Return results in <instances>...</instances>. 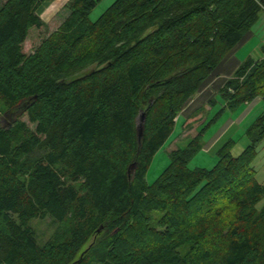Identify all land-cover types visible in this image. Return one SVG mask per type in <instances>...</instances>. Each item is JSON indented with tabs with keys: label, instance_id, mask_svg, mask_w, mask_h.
I'll return each instance as SVG.
<instances>
[{
	"label": "trees",
	"instance_id": "obj_1",
	"mask_svg": "<svg viewBox=\"0 0 264 264\" xmlns=\"http://www.w3.org/2000/svg\"><path fill=\"white\" fill-rule=\"evenodd\" d=\"M47 1L0 7V264H264V112L240 154L231 139L212 169L189 167L223 111L264 100V40L221 89L226 108L147 182L184 105L255 34L264 0H116L95 22L99 0H70L26 55Z\"/></svg>",
	"mask_w": 264,
	"mask_h": 264
},
{
	"label": "rangeland",
	"instance_id": "obj_2",
	"mask_svg": "<svg viewBox=\"0 0 264 264\" xmlns=\"http://www.w3.org/2000/svg\"><path fill=\"white\" fill-rule=\"evenodd\" d=\"M70 0H48L45 2L41 8L39 9V14L43 20V26L41 28H33L29 32V36L23 45V51L26 55H30L33 53L36 48L54 31L58 29L61 23L70 15V11L66 8V4ZM116 0H99V3L95 10L91 14V20L93 22L97 21L101 15L115 2ZM6 2V0H0V7ZM264 40V16L262 17L260 24L256 28V32L252 37V40L247 44L241 51L238 53L237 56L240 60H245L248 56H252V58H259L262 56L261 47H259L256 51L255 48L260 46L261 42ZM252 50V51H251ZM228 60V58H226ZM226 62V61H225ZM224 62V63H225ZM231 63V61H228ZM236 71V70H235ZM235 73V72H234ZM232 76L229 78L231 79ZM222 97L219 95L215 98L213 105H210L209 108H204L200 114L204 121H210L213 115L217 112V110L222 106ZM211 108V109H210ZM241 111L231 112V111H224L219 119L211 126L209 130L206 132V136L204 137V143L207 142L217 131H219L225 123L230 119L236 121L239 117ZM260 112H257L256 115H259ZM251 116L245 118V120L241 121L240 124L233 125V127L229 128V132L222 135L219 139H217V143L211 148L208 152L206 150L200 151L196 157L190 163V169L196 168H206L212 169L217 161L218 158L216 153L218 150L229 140L233 139L236 142V146L233 150L234 155L240 154L247 146L248 141L244 137L245 130L253 123V121L258 118L259 116ZM23 120L28 123L29 127L34 129V126L30 124L28 118L25 116ZM181 120L183 121L182 117ZM180 120V121H181ZM207 123V122H206ZM2 124H6L3 120ZM181 124L179 123L173 134L170 136L166 144L162 147V149L156 154L150 170L147 175V182L152 184L158 176L162 173V171L169 165V153L172 150H175L178 147H184L190 139L195 137L194 126L200 125V127L204 123L198 122V124H194L193 126L189 125L183 132H181ZM198 131V130H197ZM198 133V132H197ZM191 136L187 140L184 137ZM179 141L180 144H175V141ZM254 167L257 171V178L258 180L264 185V141L260 143L258 146V155L257 159L254 162ZM264 207V198L258 204L257 209L260 210ZM52 225L51 219H46L39 223L40 232L46 234V231H52L49 229ZM40 233V235H41ZM48 235V233H47ZM46 236V235H45ZM42 237V236H41Z\"/></svg>",
	"mask_w": 264,
	"mask_h": 264
},
{
	"label": "crops",
	"instance_id": "obj_3",
	"mask_svg": "<svg viewBox=\"0 0 264 264\" xmlns=\"http://www.w3.org/2000/svg\"><path fill=\"white\" fill-rule=\"evenodd\" d=\"M251 40H252V35L249 34L248 40H246V42L241 47L234 49L230 53V55L228 56V60H225L226 62L220 67L218 72L210 76L209 79L200 87L196 96L190 99L184 105L180 115L176 119L178 122L177 125L179 123H182L181 132H183L184 129H186L189 125L193 126L194 124H198V122L204 123L201 127L199 125L198 129L196 128L197 125L194 126L195 134H197V132H199L206 124H208L213 118H215L221 112V110L226 108V102L222 100L223 101L222 106L217 110V112L213 115L212 119L209 122L207 120L204 121V119L202 118L200 114L201 111H199V110H203L206 107L209 108L211 102H213L217 96L219 98L221 89L225 86L226 82L234 74L237 67L243 61L237 57L239 55L238 53H240V51L247 44H249ZM259 47L260 46L256 47L255 51ZM228 61H231V63ZM225 111H228V110H225ZM239 111H241V113L239 114L240 117L236 121H233V122L232 120L229 119L219 131H217L207 142H205L203 150H206L209 152L211 148L217 143L218 141L217 139H219L222 135L229 132L230 130L229 128L233 127L234 123L235 125H237V123L240 124V122L245 120V118L255 116L257 112H260L259 115L263 113L264 112V100H262L261 98H257L252 103L244 105L243 108H241ZM259 115H256V116H259ZM181 117L183 121L181 120ZM205 136H206V133L204 137ZM184 138L185 139L183 140L185 141L188 138H191V136H188V137L186 136ZM175 142H176L175 144H180L179 141L177 140Z\"/></svg>",
	"mask_w": 264,
	"mask_h": 264
},
{
	"label": "water",
	"instance_id": "obj_4",
	"mask_svg": "<svg viewBox=\"0 0 264 264\" xmlns=\"http://www.w3.org/2000/svg\"><path fill=\"white\" fill-rule=\"evenodd\" d=\"M146 121V114L142 113L138 118V141L141 142L144 135V127Z\"/></svg>",
	"mask_w": 264,
	"mask_h": 264
}]
</instances>
